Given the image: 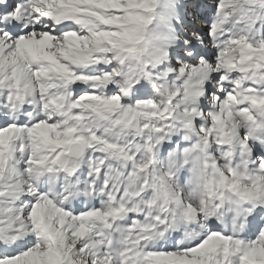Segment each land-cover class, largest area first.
<instances>
[{
  "label": "snow or ice",
  "instance_id": "1",
  "mask_svg": "<svg viewBox=\"0 0 264 264\" xmlns=\"http://www.w3.org/2000/svg\"><path fill=\"white\" fill-rule=\"evenodd\" d=\"M0 264H264V0H0Z\"/></svg>",
  "mask_w": 264,
  "mask_h": 264
}]
</instances>
